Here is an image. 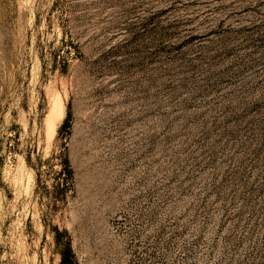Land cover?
Listing matches in <instances>:
<instances>
[{
  "label": "rangeland",
  "instance_id": "rangeland-1",
  "mask_svg": "<svg viewBox=\"0 0 264 264\" xmlns=\"http://www.w3.org/2000/svg\"><path fill=\"white\" fill-rule=\"evenodd\" d=\"M67 243L264 264V0H0V264Z\"/></svg>",
  "mask_w": 264,
  "mask_h": 264
},
{
  "label": "trees",
  "instance_id": "trees-1",
  "mask_svg": "<svg viewBox=\"0 0 264 264\" xmlns=\"http://www.w3.org/2000/svg\"><path fill=\"white\" fill-rule=\"evenodd\" d=\"M60 256V264H77L70 243H67V246L60 250Z\"/></svg>",
  "mask_w": 264,
  "mask_h": 264
},
{
  "label": "bare ground",
  "instance_id": "bare-ground-1",
  "mask_svg": "<svg viewBox=\"0 0 264 264\" xmlns=\"http://www.w3.org/2000/svg\"><path fill=\"white\" fill-rule=\"evenodd\" d=\"M59 107H61V106H59Z\"/></svg>",
  "mask_w": 264,
  "mask_h": 264
}]
</instances>
